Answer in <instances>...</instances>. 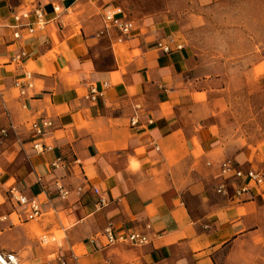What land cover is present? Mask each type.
Returning <instances> with one entry per match:
<instances>
[{"label": "crops", "instance_id": "0c3cea01", "mask_svg": "<svg viewBox=\"0 0 264 264\" xmlns=\"http://www.w3.org/2000/svg\"><path fill=\"white\" fill-rule=\"evenodd\" d=\"M105 1L0 0V250L19 264H264V184L239 201L215 191L224 161L264 160L222 131L197 57L264 56V0H176L175 20L167 0ZM34 8L44 30L15 28ZM108 8L133 25L120 43ZM11 188L42 217L26 221ZM108 226L148 243L108 244ZM35 230L61 240L43 247Z\"/></svg>", "mask_w": 264, "mask_h": 264}, {"label": "rangeland", "instance_id": "374dc122", "mask_svg": "<svg viewBox=\"0 0 264 264\" xmlns=\"http://www.w3.org/2000/svg\"><path fill=\"white\" fill-rule=\"evenodd\" d=\"M177 1L167 0L165 3V0H152V3L157 8H164V5L159 6L161 2H164L168 9L173 8V11L167 15L175 20ZM97 15L94 14V16ZM198 25H203V23ZM197 57L202 70L211 80L210 87L215 90V116L221 121L222 131L230 138H235L239 146L257 152L260 160L263 161L264 56ZM261 173L264 174V172ZM34 233L43 247L61 240V234L58 233L52 236L36 230ZM43 240L45 243L42 242Z\"/></svg>", "mask_w": 264, "mask_h": 264}, {"label": "built area", "instance_id": "2783aa9c", "mask_svg": "<svg viewBox=\"0 0 264 264\" xmlns=\"http://www.w3.org/2000/svg\"><path fill=\"white\" fill-rule=\"evenodd\" d=\"M60 0H54L55 3H58ZM53 12L59 13L58 6H53ZM103 21L106 25V27L112 28L116 30L118 33V42H122L125 38L129 37L133 30V25L130 21L125 20L119 9L117 8H108L106 9L103 14ZM15 25V28H19L22 21H28L27 24V32L28 34H33L38 31H42L45 28L46 22L44 21L43 14L40 8H34L31 11H27L22 13L21 15L13 16ZM30 19H33L32 22H30ZM13 37L15 39H19L20 35L18 32H15L13 34ZM172 43V40L169 41ZM157 48L162 51L163 53H170L171 48L168 45H163L162 43H159L157 45ZM175 49L180 50V46H176ZM25 84L23 87L31 88L32 83L30 81V75L25 76ZM95 91L91 92V100H95ZM131 126H135L137 124L136 116H133L130 120ZM36 127V126H34ZM5 132L0 131V135H3ZM42 147L39 145L34 146V150L37 152H42ZM63 160L60 158H57L52 164L51 168L56 170L63 167ZM219 173L221 176V181L219 182L218 186L216 187V193L219 195L227 196L229 199L237 200L239 201L242 196L245 194H248L251 189L258 188L264 184V175L261 174L259 171L250 169L247 171L241 170L237 164L231 162V161H224L219 168ZM230 179H233L235 181L241 182L238 186L235 188H232L231 194L228 189L227 183ZM37 183L40 184V180H37ZM57 196L60 198V200H64L66 196L68 195V192L59 184H55ZM78 193L80 190L77 191ZM92 192L95 195H98V190L95 188H92ZM8 196L10 200H12L15 204H17L19 207H21L25 212V218L26 221H36L39 218L42 217V206L41 204L35 199V198H27L24 195H22L18 190L15 188L9 189ZM99 203L101 204L102 201L100 199ZM7 222L6 217H0V224ZM104 234L107 239L108 244H115V243H123L133 246H144L148 243V239L146 236L131 233L128 235H121L115 237L112 234V229L110 226L106 227L104 229ZM45 243V240L42 241ZM0 264H19L18 258L15 254L12 253H5L2 250H0Z\"/></svg>", "mask_w": 264, "mask_h": 264}]
</instances>
